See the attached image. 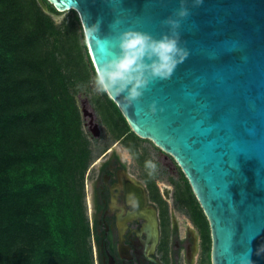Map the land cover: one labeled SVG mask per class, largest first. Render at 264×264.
Returning a JSON list of instances; mask_svg holds the SVG:
<instances>
[{
    "label": "water",
    "instance_id": "95a60500",
    "mask_svg": "<svg viewBox=\"0 0 264 264\" xmlns=\"http://www.w3.org/2000/svg\"><path fill=\"white\" fill-rule=\"evenodd\" d=\"M47 1L79 13L97 72L128 29L178 35L189 54L169 78L149 77L132 102L111 98L182 167L210 222L212 264H264V0Z\"/></svg>",
    "mask_w": 264,
    "mask_h": 264
},
{
    "label": "trees",
    "instance_id": "16d2710c",
    "mask_svg": "<svg viewBox=\"0 0 264 264\" xmlns=\"http://www.w3.org/2000/svg\"><path fill=\"white\" fill-rule=\"evenodd\" d=\"M45 2L48 12L37 0H0V264H95L85 190L96 148L74 89L97 71L79 13L58 24ZM97 107L116 137L137 136L109 95L100 91ZM183 177L177 198L207 257L210 222Z\"/></svg>",
    "mask_w": 264,
    "mask_h": 264
},
{
    "label": "flooded vegetation",
    "instance_id": "af4514ba",
    "mask_svg": "<svg viewBox=\"0 0 264 264\" xmlns=\"http://www.w3.org/2000/svg\"><path fill=\"white\" fill-rule=\"evenodd\" d=\"M123 137L128 133L119 139ZM135 168L112 147L97 155L89 167L85 205L95 264H184L183 257L192 264L197 246L202 249L200 232V240L191 234L185 240L178 238L169 210L166 228L162 204L150 186L157 185L166 204L176 197L175 190L160 188L152 173L140 177Z\"/></svg>",
    "mask_w": 264,
    "mask_h": 264
},
{
    "label": "rangeland",
    "instance_id": "374dc122",
    "mask_svg": "<svg viewBox=\"0 0 264 264\" xmlns=\"http://www.w3.org/2000/svg\"><path fill=\"white\" fill-rule=\"evenodd\" d=\"M72 10L73 9L59 11V13L53 14L52 16L55 21L60 24L63 20L71 18ZM82 32H84L83 29ZM79 33H81L80 30H78V34ZM74 92L81 111L83 128L96 148V156L107 147H112L123 160L128 162L129 166H135V169H138L137 172L140 177H143L145 174L152 173L155 176L160 188L167 187L170 188L172 192L175 190L176 193L174 194L176 197L169 198L168 203L166 204L160 196L157 185L153 183L150 186L152 192L155 194V198L162 204V208L165 212L164 217L166 219V228L168 227L169 222L167 216L169 210V212H171L170 217L172 227L178 238L185 240L191 234L192 236H196L197 240H200L199 228L191 218L187 208H185L182 202L179 201V198H177L178 191H180L179 186H184L183 175L185 173L176 158L162 147L155 144L154 141L149 138H142L136 134L137 136L134 137L133 140L130 137H123V139H119L112 134L109 127L103 120L102 114L98 110L97 102L98 97L100 96V90L94 81L89 84H83L76 87ZM85 109L93 112V118H91L89 114L84 113ZM92 120L99 125V134L96 137H94V132L91 128ZM149 162L152 165H155V167L149 166ZM88 173L89 169L86 174V180ZM170 233L171 232L169 231L168 235H170ZM212 249L213 247L211 248V255L205 257L203 256V249H201V245H198L194 253L192 264H200L199 261H201L202 258H204L206 264L208 261L212 264ZM183 260L185 262L184 264H189L188 261H185L184 257Z\"/></svg>",
    "mask_w": 264,
    "mask_h": 264
},
{
    "label": "clouds",
    "instance_id": "9594fccd",
    "mask_svg": "<svg viewBox=\"0 0 264 264\" xmlns=\"http://www.w3.org/2000/svg\"><path fill=\"white\" fill-rule=\"evenodd\" d=\"M180 14L187 15V9H182ZM171 23L177 25L178 21L173 20ZM94 28L95 25L89 30ZM119 48L120 52L113 55L96 73V84L102 93L110 97L126 92L129 102L142 95L149 77L169 78L189 54L181 47L178 35L165 34L154 38L138 29L124 31L120 36ZM149 166L155 167L150 162ZM131 206L136 207L135 201Z\"/></svg>",
    "mask_w": 264,
    "mask_h": 264
}]
</instances>
